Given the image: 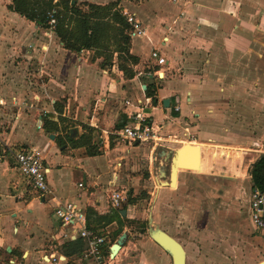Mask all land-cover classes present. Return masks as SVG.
I'll return each mask as SVG.
<instances>
[{"label": "crops", "instance_id": "crops-1", "mask_svg": "<svg viewBox=\"0 0 264 264\" xmlns=\"http://www.w3.org/2000/svg\"><path fill=\"white\" fill-rule=\"evenodd\" d=\"M11 4L0 0V264H95L84 256L79 224L55 213L67 201L80 203L87 226L106 235L110 259L111 245L141 218L130 190L137 194L146 181L143 163L149 159L152 171L159 146L197 143L204 155L200 168L189 171L235 176L259 155L250 151L264 154V0H122V12L146 29L144 36L129 31L139 59L128 63L133 77L120 69L117 52L105 61L92 49L68 50L53 30ZM154 49L164 64L152 58ZM148 85L157 88L156 104ZM140 109L154 125L155 142H125L116 133L123 116L131 125ZM32 148L44 157L46 197L19 169L17 153ZM114 189L122 191L120 207L110 198ZM134 248L128 239L109 264H132ZM139 264L163 260L143 250Z\"/></svg>", "mask_w": 264, "mask_h": 264}, {"label": "rangeland", "instance_id": "rangeland-1", "mask_svg": "<svg viewBox=\"0 0 264 264\" xmlns=\"http://www.w3.org/2000/svg\"><path fill=\"white\" fill-rule=\"evenodd\" d=\"M181 143L159 146L152 171L149 159L143 163L146 181L137 194L130 190L141 213V218L128 223L125 230L135 247L132 264H139L143 250L154 259L163 260V264L170 263V255L160 246L153 255L156 250L149 244L154 243L149 235L151 212L154 226L159 225L182 242L187 251L186 264H249L264 260V229L256 230L248 217L253 184L248 168L245 171L242 166L236 176L222 170L221 173L183 170L177 187L157 185L162 167L167 174L164 180H168L169 174V163L164 161L161 152L176 149ZM260 152L253 150V153ZM219 162L223 163L224 159L219 158Z\"/></svg>", "mask_w": 264, "mask_h": 264}, {"label": "trees", "instance_id": "trees-1", "mask_svg": "<svg viewBox=\"0 0 264 264\" xmlns=\"http://www.w3.org/2000/svg\"><path fill=\"white\" fill-rule=\"evenodd\" d=\"M72 1L12 0L10 8L44 28H50V14L53 13L56 23L52 30L66 49L75 52L92 49L98 56L106 55L105 61L110 60L113 53L117 52L120 69L125 76L133 77L136 73L133 68L128 67V63L137 64L139 59L130 51V25L120 7L122 0L111 1L105 5ZM146 94L155 104L158 102L155 86L148 85ZM64 120L61 119L62 122ZM51 124L54 125V130H58L57 122ZM68 128V125L63 126L67 136H69ZM250 174L252 187L264 191V154L252 165ZM135 198L129 195V202L136 203ZM141 228L143 232L144 227Z\"/></svg>", "mask_w": 264, "mask_h": 264}, {"label": "built area", "instance_id": "built-area-1", "mask_svg": "<svg viewBox=\"0 0 264 264\" xmlns=\"http://www.w3.org/2000/svg\"><path fill=\"white\" fill-rule=\"evenodd\" d=\"M123 13L127 17L132 36H144L146 29L141 20L135 14L126 10H123ZM49 23L51 25L49 29L52 30L56 23L53 13L50 14ZM151 55L160 65L166 62L165 57L157 49H154ZM176 110H180V107H177ZM131 118L133 119L131 125H124L116 131L123 141L146 143L157 140L158 135L154 125L143 109L136 111L131 115ZM16 156L22 175L30 181L34 189L42 193L44 197L51 193L44 157L34 148L26 152H19ZM79 186H83V183H80ZM122 197L120 189H114L111 192L110 198L115 207L121 206ZM55 213L66 224H79V234L86 242L84 252L86 258L92 259L95 264H109L111 258L106 259L103 253V248L106 246L108 238L103 233L87 226V213L80 203L75 201L59 203L55 207ZM250 218L257 229H264V191L256 188L252 190L251 194ZM53 259H57V257L53 256Z\"/></svg>", "mask_w": 264, "mask_h": 264}, {"label": "water", "instance_id": "water-1", "mask_svg": "<svg viewBox=\"0 0 264 264\" xmlns=\"http://www.w3.org/2000/svg\"><path fill=\"white\" fill-rule=\"evenodd\" d=\"M74 3V0L72 1ZM169 99L164 100L165 106H168ZM127 117L123 116V121L121 122V126L126 124ZM71 136L78 135V127H72L70 129ZM54 135H52L53 137ZM178 143H176L177 145ZM204 147V146H203ZM212 149H216V147H212ZM218 150H222L218 148ZM251 154L253 151H250ZM163 154L164 161L169 163V174L168 180H164L167 177L166 169L162 167L159 171L161 175L162 185L167 187H172L174 184H178L179 174L184 170L190 169H199L201 163V157L204 155L201 146L197 144L191 143H184L179 144L178 148L176 149H169L168 151L163 150L161 152ZM259 154L256 158H253L249 163L248 170L252 167V165L263 155L260 153H253ZM223 158V157H220ZM219 159V158H218ZM249 177L252 180V176L249 173ZM124 214H126V211ZM149 235L150 237L164 249L168 254L171 255L173 259V264H186L187 260V251L182 244V242L174 237L172 234L161 228L159 225H153V215L152 212L150 213L149 218ZM128 231H124L120 237L111 245L109 252L110 257L113 259L116 255L120 252V250L125 245L128 239Z\"/></svg>", "mask_w": 264, "mask_h": 264}, {"label": "flooded vegetation", "instance_id": "flooded-vegetation-1", "mask_svg": "<svg viewBox=\"0 0 264 264\" xmlns=\"http://www.w3.org/2000/svg\"><path fill=\"white\" fill-rule=\"evenodd\" d=\"M251 200V199H250ZM250 200H249V205H248V217L250 218ZM251 219V218H250Z\"/></svg>", "mask_w": 264, "mask_h": 264}, {"label": "bare ground", "instance_id": "bare-ground-1", "mask_svg": "<svg viewBox=\"0 0 264 264\" xmlns=\"http://www.w3.org/2000/svg\"><path fill=\"white\" fill-rule=\"evenodd\" d=\"M172 187H176V184H174Z\"/></svg>", "mask_w": 264, "mask_h": 264}]
</instances>
